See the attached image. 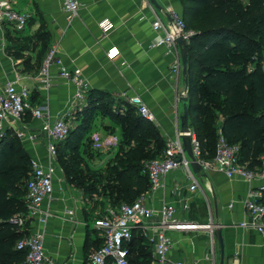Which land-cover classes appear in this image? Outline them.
<instances>
[{
    "label": "crops",
    "instance_id": "obj_1",
    "mask_svg": "<svg viewBox=\"0 0 264 264\" xmlns=\"http://www.w3.org/2000/svg\"><path fill=\"white\" fill-rule=\"evenodd\" d=\"M9 1L16 9L28 14L30 20L25 33L8 32V44L12 38L17 44H30L42 31L47 33V40L43 50L37 38L32 49L22 52L28 55L24 58L10 55L0 45V88L6 80L20 79L32 90L35 105L48 106L53 118L66 116L75 130L84 124L83 112L89 106L91 93L124 102H128L125 95H138L153 112L155 119L152 123L159 129L167 146L182 132V99L189 97V89L183 66L178 75L172 70L177 58L182 59L181 50L178 44L174 53L165 46L154 47L158 36L147 25L161 18L171 27V10L183 13L181 0H157L158 7L151 0H78L81 8L76 15L68 12L61 0ZM104 20L113 23L106 35L100 26ZM52 46H58L67 70L80 72L89 80V93L83 101L77 97L75 83L60 75L58 65L50 68L49 86L41 76L44 57ZM97 122L103 135L117 133L120 142L122 130L113 120L96 117L93 128L95 123L99 125ZM41 124V120L28 114L22 126L27 134L36 138L21 142L31 159L48 166L50 160L46 139L40 131ZM9 133L14 132L10 130ZM108 155L94 158V164L102 166ZM54 170L55 192L41 208V214L48 215V222L44 226L38 219H33L28 228L32 232H44L46 254L54 261L91 264L90 255L104 245L103 235L94 223L105 214L110 204L87 199L83 190L68 184L58 162L54 164ZM195 176L201 189L192 196L188 190L190 182L180 167L168 174L163 188L146 194V202L156 209L164 202L173 203L182 219L212 220L223 232L224 264H264V234L242 226L250 220L244 200L250 189L258 187L261 181L248 183L229 179L218 171L202 170ZM188 197L190 210L186 211L184 203ZM173 237L178 243L172 250V259L183 260L186 264H221V246L216 235L212 238L208 232L198 231L173 233Z\"/></svg>",
    "mask_w": 264,
    "mask_h": 264
},
{
    "label": "trees",
    "instance_id": "obj_2",
    "mask_svg": "<svg viewBox=\"0 0 264 264\" xmlns=\"http://www.w3.org/2000/svg\"><path fill=\"white\" fill-rule=\"evenodd\" d=\"M181 2L187 29L193 32L188 42L190 126L201 142L203 158L216 155L222 131L231 144L240 146L243 162L260 166L264 155V0ZM36 38L46 42L47 33L42 31ZM11 40L6 51L18 57L28 42ZM91 94L83 112L84 124L72 128L58 146V163L67 183L83 190L87 199L112 206L133 203L151 189L143 161L162 156L166 142L152 121L129 102ZM99 116L109 117L122 130L117 151L110 153L114 157L102 166L93 162L102 154L85 148L92 145L90 133ZM32 170L21 140L14 133L7 134L0 142V264H27V252L17 244L31 232L30 223L22 228L13 220L27 213ZM128 248L131 264L152 262V245L142 231L134 232Z\"/></svg>",
    "mask_w": 264,
    "mask_h": 264
},
{
    "label": "built area",
    "instance_id": "obj_3",
    "mask_svg": "<svg viewBox=\"0 0 264 264\" xmlns=\"http://www.w3.org/2000/svg\"><path fill=\"white\" fill-rule=\"evenodd\" d=\"M64 8L71 14H78L81 4L78 0H61ZM172 26L168 27L161 18L148 22V27L158 36L154 47L165 46L170 53H174L179 38L187 42L191 40L193 32L187 29L183 14L171 10ZM144 19V18H143ZM30 17L16 9L11 1L0 0V45H8L7 34H23L29 29ZM104 35L113 28V23L104 20L100 24ZM58 65L60 75L77 86V97L83 101L87 96L90 82L80 72H70L65 68L59 56L58 46H52L43 61L41 76L45 83L50 84V68ZM264 69V63H263ZM173 73L178 75L182 70V62L178 57L173 64ZM125 99L133 105L144 118L153 121L155 116L141 96H126ZM31 114L36 120H41L40 131L46 139V146L50 164L44 166L31 159L32 173L27 182V213L18 215L13 221L20 227H25L33 219H38L44 226L48 222V215L41 214L43 203L52 197L55 192L54 164L58 162V146L65 142L73 128L72 122L66 116L53 118L48 106H38L33 103V92L20 79L6 80L0 88V142L10 130L20 140L36 138L23 129L26 116ZM22 127V128H21ZM182 134L192 137L193 151L197 161L204 171H218L229 179H239L252 183L261 181L258 187L250 189L244 205L249 215V222L242 226L255 228L264 234V203L261 201L264 194V155L260 157L261 165L252 168L249 162H243L240 146L231 144L219 131L216 155L212 159L203 158L201 142L191 129L189 132H180L177 138L171 140L162 156L143 161V173L149 177L150 192H155L165 186V180L171 172L183 168L189 180L190 196L200 191L201 186L192 170L190 159L184 148ZM93 148L101 154H110L117 151L119 136L117 133L103 135L97 128L90 133ZM190 199H186L184 209L190 210ZM104 238V245L90 255L91 264H131L129 260L128 244L135 231L140 230L149 239L152 245V262L150 264H186L183 260H174L171 253L178 241L173 233L206 231L215 237L218 227L210 220L195 222L179 218L177 207L170 202H164L160 208L151 207L146 202V195L141 196L133 203H123L118 206L110 205L103 216L94 223ZM44 232H30L19 240L17 248L27 252V264H60L46 254Z\"/></svg>",
    "mask_w": 264,
    "mask_h": 264
},
{
    "label": "water",
    "instance_id": "obj_4",
    "mask_svg": "<svg viewBox=\"0 0 264 264\" xmlns=\"http://www.w3.org/2000/svg\"><path fill=\"white\" fill-rule=\"evenodd\" d=\"M151 2L155 6H159L157 0H151ZM178 45L181 50V56H182V66H183V76L185 77V82L187 84V90L189 89V48H188V42L184 38L178 39ZM183 101V114L181 116V128L182 132L186 133L191 130L190 126V105H189V97L186 96L182 99ZM184 144V148L187 152V155L190 159L191 167L195 173H200L202 171L201 164L197 161L194 151H193V144H192V137L188 134H182L181 136ZM217 236V239L219 240L220 246H221V264L225 263V246H224V240H223V232L222 230H218L215 234Z\"/></svg>",
    "mask_w": 264,
    "mask_h": 264
},
{
    "label": "rangeland",
    "instance_id": "obj_5",
    "mask_svg": "<svg viewBox=\"0 0 264 264\" xmlns=\"http://www.w3.org/2000/svg\"><path fill=\"white\" fill-rule=\"evenodd\" d=\"M35 40V41H34ZM33 42H31L30 44L28 43V47H27V49L26 50H30V49H32V46H33V44H34V42L37 44V42H38V39L35 37L33 40H32ZM9 43V42H8ZM27 44V43H26ZM46 46V42H44V41H41L40 40V42H39V47H41V48H43V47H45ZM34 48V47H33ZM26 56H28V55H26V54H23L22 52H20L19 53V58H24V57H26ZM97 124H99V125H96V123H95V125H94V128H96L97 127V129L99 130H101V125H100V123L99 122H97ZM218 135H219V132H218ZM85 148H87L86 150H87V152H89V153H96V154H98L97 152H94L93 151V147H92V145H89V144H86V146H85ZM102 155H104V154H102ZM101 155V156H102ZM105 157V156H104ZM114 157V154H111V155H108V158H105L104 159V163H106L108 160H110V159H112ZM139 246V243H137L136 245H135V256H137V251H136V249H137V247Z\"/></svg>",
    "mask_w": 264,
    "mask_h": 264
}]
</instances>
